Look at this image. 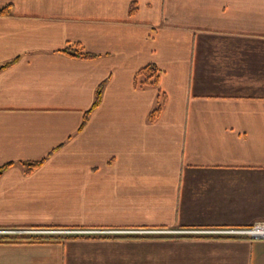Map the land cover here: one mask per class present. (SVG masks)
<instances>
[{"label": "crops", "instance_id": "1", "mask_svg": "<svg viewBox=\"0 0 264 264\" xmlns=\"http://www.w3.org/2000/svg\"><path fill=\"white\" fill-rule=\"evenodd\" d=\"M0 11V229L264 222V0H0ZM77 44L96 56L62 52ZM150 64L159 83L140 86ZM77 236L0 243V264H264L262 239Z\"/></svg>", "mask_w": 264, "mask_h": 264}, {"label": "built area", "instance_id": "2", "mask_svg": "<svg viewBox=\"0 0 264 264\" xmlns=\"http://www.w3.org/2000/svg\"><path fill=\"white\" fill-rule=\"evenodd\" d=\"M137 234V235H219L226 237H244L264 240V222L248 227H224L206 229H164V228H127V229H71V228H7L0 234L10 235H58V234Z\"/></svg>", "mask_w": 264, "mask_h": 264}, {"label": "trees", "instance_id": "3", "mask_svg": "<svg viewBox=\"0 0 264 264\" xmlns=\"http://www.w3.org/2000/svg\"><path fill=\"white\" fill-rule=\"evenodd\" d=\"M2 11V12H1ZM0 12L3 13L4 10H1ZM62 52L69 54L71 56L75 57H80V58H93L96 55L91 54L89 52H86L82 49L80 45H75V46H67L62 50ZM17 60L14 59L11 62H8L4 66L1 67H7L14 63ZM159 75H160V70L156 65L150 64L148 66H145L141 68L137 75H136V80L139 83L140 86H146V85H152L156 86L159 83ZM104 88V83H102L95 95L94 103L90 111L95 108L101 101L102 98V91ZM163 95L160 94V98H162ZM163 100V99H162ZM161 111V106L159 105L157 108H155L152 112H150L149 119L151 121L155 120L159 113ZM87 122V117L84 120L85 124ZM30 167L29 169L32 170L35 167H38L42 161H34V162H26ZM10 164H6L3 167H0V173H2L5 169L9 167ZM78 237L77 235L74 234H68V235H10V234H1L0 235V243H5V244H33V243H53V242H62L64 239L67 238H74Z\"/></svg>", "mask_w": 264, "mask_h": 264}, {"label": "rangeland", "instance_id": "4", "mask_svg": "<svg viewBox=\"0 0 264 264\" xmlns=\"http://www.w3.org/2000/svg\"><path fill=\"white\" fill-rule=\"evenodd\" d=\"M259 223H262V222H259ZM246 227H248V226H246Z\"/></svg>", "mask_w": 264, "mask_h": 264}]
</instances>
